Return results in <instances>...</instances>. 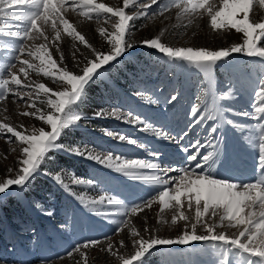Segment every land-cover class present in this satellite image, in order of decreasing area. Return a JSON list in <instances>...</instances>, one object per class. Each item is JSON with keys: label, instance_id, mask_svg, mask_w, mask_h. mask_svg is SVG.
I'll list each match as a JSON object with an SVG mask.
<instances>
[{"label": "snow or ice", "instance_id": "6c2138e0", "mask_svg": "<svg viewBox=\"0 0 264 264\" xmlns=\"http://www.w3.org/2000/svg\"><path fill=\"white\" fill-rule=\"evenodd\" d=\"M153 6H156L155 9ZM133 8L137 10L130 11ZM173 9L176 10L178 24L186 21L185 26H191L206 16L208 27L213 32L234 30L242 36V42L216 50L172 46L162 41L164 30L139 43L155 50L174 68L194 70L204 75L207 86L198 97L200 103L190 110L194 123H190L189 128L199 126L204 121H214L209 129L210 134L217 133L226 125L244 133L243 138L248 145L253 149L258 148L254 169L258 175L252 182L219 177L217 165L222 166L223 162L216 144L204 143L199 139L184 144L182 141L189 136L187 130L177 138L146 118L131 111L124 112L118 107L107 111L97 110L93 116L114 118L133 127L140 126V132L177 145L184 154V165L164 163L159 150L148 152L151 159L129 158L112 151L105 153L90 145H65L61 142L67 131L78 127L85 119L80 109L91 85L101 81L125 53L135 47L132 41L135 21L156 16L168 19L165 14ZM70 12L85 21L108 25L96 28L105 42L104 50H98L77 30L68 17ZM65 36L79 42L90 53L83 57L81 63L76 55L80 48L73 43L76 50L72 53V60L76 70L65 63L60 47ZM53 49L58 57L54 56ZM233 54L258 58L264 64V0H122V6L110 5L103 0H0V103L6 101L9 95L14 97L13 103L18 98L26 110L18 111L17 115L40 122L39 126L26 127L22 123L9 122L7 115L0 118V138L14 144L11 151L18 154L16 167L8 168V175L0 178V197L10 192L16 195L23 193L32 181L43 175L97 215L122 217L115 232L118 235L128 230L133 251L122 254L118 249L114 250L115 245L111 242L107 243L106 249H102L115 257L117 264H147V257L157 246L188 245L193 242L214 246L217 264H233V261L235 264H264V71L259 73L251 112L237 113L235 109L223 107L222 101L232 99L233 88L218 93L215 71ZM31 73L50 80L53 86L31 79ZM209 97L210 103L206 100ZM177 99L178 94H173L168 102ZM149 103L155 101L149 98ZM7 111V107L0 109L2 113ZM226 112L249 117L256 123L240 124L227 118ZM104 134L115 137L118 142L146 148L136 138L112 131H105ZM206 148L212 150L202 151ZM58 152L91 161L103 169L149 186L154 192L149 198L130 206L107 191L98 198L88 196L84 191L78 194L70 184L91 188L95 181L78 177L69 169L49 170L46 165L54 162ZM65 173L71 176L70 184L65 182ZM154 204L159 205L158 224L170 223L175 226L183 222V231L175 239L152 234L146 238L132 223V217L151 209ZM36 207L41 206L37 203ZM166 212L171 213L170 221L165 217ZM44 214L53 215L51 211H44ZM147 219L144 218L143 232H154L147 226ZM60 227L64 228L65 225ZM198 228L202 234H198ZM227 229L235 231L229 233ZM104 240L110 241L111 238L105 237ZM101 243V240H86L65 255L72 258L77 253L80 259L75 264H88L86 250ZM125 246V241L120 240L119 248ZM40 264L50 262L41 260Z\"/></svg>", "mask_w": 264, "mask_h": 264}, {"label": "rangeland", "instance_id": "374dc122", "mask_svg": "<svg viewBox=\"0 0 264 264\" xmlns=\"http://www.w3.org/2000/svg\"><path fill=\"white\" fill-rule=\"evenodd\" d=\"M110 5L122 6V0H103ZM156 6H153L155 9ZM137 9H130L136 11ZM151 11V10H150ZM176 10L173 9L164 17L156 16L153 19L141 18L135 21V29L132 41L133 49L125 53L116 67L111 68L101 81L92 84L87 96L81 105V111L85 114L78 127H73L62 137L65 145L82 144L94 146L96 150L103 152L112 151L129 158L151 159L150 150H159L162 153V161L171 165H184V154L175 144L159 140L150 133H142L138 129L114 118L94 117L97 110L107 111L118 107L124 112L131 111L146 118L157 127H163L174 137L187 130L189 136L182 143L199 139L204 143L216 144L220 151V160L223 165H217L219 177L229 178L234 181L246 182L243 179L245 171H251L250 182L254 181L258 174L254 173L258 158V148H251L244 140V133L231 126H224L215 134H210L209 129L214 121H204L199 126L189 128L194 123L190 114L191 108L200 103L198 97L207 86L203 74L194 70H182L174 68L167 63L155 50L143 46L139 41L152 38L164 30L162 41L172 46L207 47L216 50L222 47H230L232 44L242 42L241 34L231 32H213L207 24V17L198 19L191 26H185L186 21L178 24ZM69 19L76 25L77 30L85 35L86 39L98 50L105 49V42L99 37L95 21H85L75 13L68 14ZM258 18V17H257ZM144 27H141V25ZM195 33V35H193ZM73 43L80 48L76 53L77 58L83 63V57L90 53L79 42H73L65 36L60 42L61 50L65 56V63L76 70L72 60L75 52ZM54 56L58 54L53 49ZM264 71V64L258 58H249L243 54H233L222 66L215 71L217 92L222 93L229 87L233 88V97L222 101L223 107L241 111H252L254 90L257 86L259 73ZM30 78L45 82L53 86L51 81L31 73ZM142 93V94H138ZM178 94L175 102L169 103L170 95ZM149 98L155 103H149ZM14 97L0 103V109L7 107L9 122L24 124L26 127L39 126L40 122L31 117L18 116V111L26 110V106L18 99L13 103ZM210 103V97L206 98ZM19 105V107H18ZM203 105H201V112ZM225 116L240 124H253L256 121L249 117L225 113ZM199 118V114L196 117ZM105 131L116 134H124L136 138L144 143L146 148L127 145L118 142L115 137H108ZM14 144L5 142L0 138V178L8 175V168L16 167L17 153L11 151ZM211 148L202 151H211ZM59 156L69 160V166L63 164ZM46 167L49 170L69 169L76 176L94 180L91 188L85 186H73L70 184L71 176L65 173V182L78 194L84 191L88 196L97 197L107 191L122 199L126 205H132L143 199L149 198L154 190L140 182L132 181L119 174L103 169L91 161L75 156H68L64 152L55 154L54 162L50 161ZM250 167V168H249ZM78 172V173H77ZM249 174V173H248ZM171 175H174L171 174ZM41 207L37 208L36 204ZM114 211V209H110ZM44 211H51L48 216ZM159 205L154 204L151 209L132 217V223L146 238L152 234L160 238L175 239L183 231V222L177 225L158 224L157 213ZM147 217V226L154 232L144 233V218ZM165 217L170 221L171 213L166 212ZM122 219L120 216L105 218L97 215L90 208H85L79 200L70 195L61 186L46 176H39L31 182L30 187L23 193L16 195L11 192L0 197V264H40L41 260H47L50 264H75L80 259L79 254L74 253L72 258L65 254L71 251L78 243L86 240H101L96 247L86 250L88 264H117L115 257L106 250L107 243L115 245L122 254H131V238L128 230L116 234L115 230ZM65 225L61 228L60 225ZM34 230V231H33ZM220 230V229H218ZM229 233L235 229H227ZM198 234L202 231L198 228ZM110 237V241H105ZM125 241V248H119V241ZM214 246L204 242H193L188 245L157 246L147 257V264H217ZM63 256L64 259H58ZM235 264V261H233Z\"/></svg>", "mask_w": 264, "mask_h": 264}, {"label": "bare ground", "instance_id": "6f19581e", "mask_svg": "<svg viewBox=\"0 0 264 264\" xmlns=\"http://www.w3.org/2000/svg\"><path fill=\"white\" fill-rule=\"evenodd\" d=\"M250 168V167H249ZM249 173V174H248ZM250 173H251V171H245V175H244V177H243V179L244 180H246V182H250L249 180H251V178H250Z\"/></svg>", "mask_w": 264, "mask_h": 264}, {"label": "trees", "instance_id": "16d2710c", "mask_svg": "<svg viewBox=\"0 0 264 264\" xmlns=\"http://www.w3.org/2000/svg\"><path fill=\"white\" fill-rule=\"evenodd\" d=\"M59 158H60V160H61V162L63 163V164H66L67 166H69V160H67V159H65V158H63V157H61V156H59ZM78 173V172H77Z\"/></svg>", "mask_w": 264, "mask_h": 264}]
</instances>
